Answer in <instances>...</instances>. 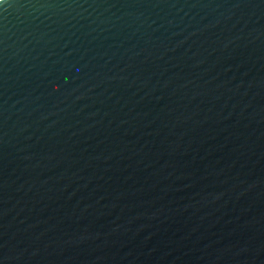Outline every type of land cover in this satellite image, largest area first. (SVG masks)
<instances>
[{"label": "water", "instance_id": "water-1", "mask_svg": "<svg viewBox=\"0 0 264 264\" xmlns=\"http://www.w3.org/2000/svg\"><path fill=\"white\" fill-rule=\"evenodd\" d=\"M0 264H264V0H3Z\"/></svg>", "mask_w": 264, "mask_h": 264}, {"label": "clouds", "instance_id": "clouds-1", "mask_svg": "<svg viewBox=\"0 0 264 264\" xmlns=\"http://www.w3.org/2000/svg\"><path fill=\"white\" fill-rule=\"evenodd\" d=\"M0 3H3V0H0Z\"/></svg>", "mask_w": 264, "mask_h": 264}]
</instances>
